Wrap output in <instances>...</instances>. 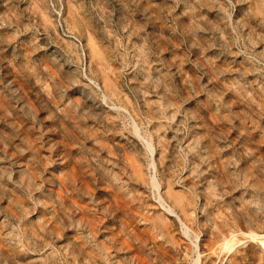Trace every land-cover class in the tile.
<instances>
[{
  "label": "rangeland",
  "instance_id": "1",
  "mask_svg": "<svg viewBox=\"0 0 264 264\" xmlns=\"http://www.w3.org/2000/svg\"><path fill=\"white\" fill-rule=\"evenodd\" d=\"M263 240L264 0H0V264Z\"/></svg>",
  "mask_w": 264,
  "mask_h": 264
},
{
  "label": "bare ground",
  "instance_id": "2",
  "mask_svg": "<svg viewBox=\"0 0 264 264\" xmlns=\"http://www.w3.org/2000/svg\"><path fill=\"white\" fill-rule=\"evenodd\" d=\"M250 232H251V231H250ZM252 239H253V238H252ZM228 242H230V241H228ZM228 242H227V243H228ZM235 242H236V241H235ZM237 242H238V241H237ZM263 243H264V240H263ZM231 244H232V243H231ZM225 245H227V244H225ZM233 245H234V244H233ZM228 246H229V245H228ZM229 247H231V246H229ZM224 248H225V247H224ZM225 250H226V249H225ZM225 250H224V251H225ZM224 253H225V252H224Z\"/></svg>",
  "mask_w": 264,
  "mask_h": 264
}]
</instances>
